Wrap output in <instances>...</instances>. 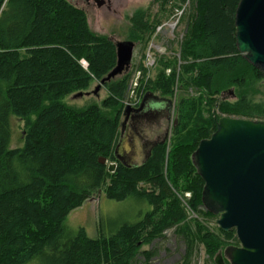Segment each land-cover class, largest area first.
<instances>
[{
  "label": "trees",
  "instance_id": "obj_1",
  "mask_svg": "<svg viewBox=\"0 0 264 264\" xmlns=\"http://www.w3.org/2000/svg\"><path fill=\"white\" fill-rule=\"evenodd\" d=\"M190 1L180 52L189 60L182 67L184 85L209 95L221 115L212 112L194 127L201 99L181 98L171 134L178 142L169 151L166 141L157 143L142 163L128 165L115 154L127 75L104 84L108 96L100 105L77 109L62 102L115 66V41L95 34L84 10L68 0H0V264H149L152 252L142 246L182 223L186 239L202 244L212 262L220 249L237 243L234 230L214 233L201 224L193 230L177 193H191L194 211L202 206L203 181L191 154L223 115L264 119V105L246 98L250 82L263 75L235 46L239 0ZM128 20L129 38L146 40L151 27L144 10ZM165 63L161 59L157 79L138 92L142 97L160 91L171 102L175 68L165 75ZM228 85L241 89L235 101L213 97ZM12 116L24 121L23 145L15 148ZM100 157L115 168L109 171ZM99 190L147 208L134 222L110 226L96 238L83 227L66 231L68 214Z\"/></svg>",
  "mask_w": 264,
  "mask_h": 264
},
{
  "label": "rangeland",
  "instance_id": "obj_2",
  "mask_svg": "<svg viewBox=\"0 0 264 264\" xmlns=\"http://www.w3.org/2000/svg\"><path fill=\"white\" fill-rule=\"evenodd\" d=\"M68 1L84 10L89 27L95 34L107 36L113 41L131 40L128 36L130 25L128 17L136 10H144L147 24L151 27L144 36L146 40L142 42L134 41L135 47L128 71L115 77L113 80H120L125 75L128 76L126 92L120 100V103L125 107V102L127 98H129L128 96H130V84L132 83V80L137 82L138 86L136 91L140 92L146 87L149 80L157 79V72L159 71V68L162 67V64H159L161 59L166 62L163 71L165 75L174 72L173 69L175 68L176 82L172 87L173 92L170 96V120L168 123L162 120L159 129L150 136L151 138L149 137L154 140L158 134L160 135L158 140L162 139L161 137H163L166 127V129H168V135H166L167 138L165 140L166 151H169V149L178 142V138L171 134H173L172 126L175 124L177 104L181 98H198V101L201 99L198 110H196V114L191 124L194 127L199 125L198 123L203 122L202 119H207L212 112H214L215 115H221L215 105L211 106V102H209L211 97L209 95L197 91L194 88L185 87L184 85L185 74L182 76V67L188 64L189 60L182 59L180 52L193 9L192 1L111 0L110 8L106 6L98 7L93 4L87 6L82 0ZM177 10L179 11V14L177 13ZM174 20H176V22H174ZM163 23H168L170 26L165 27L162 31H156V27ZM148 49L153 53L152 56L155 58L153 66L149 67V69L148 67L144 68L143 66L145 65V53ZM137 70L141 71L138 78L135 75ZM97 83L98 81L93 80L85 90L81 91L88 92V95L83 94L80 97H73L72 95L77 93L75 92L64 97L62 102L67 106L77 109L84 108L91 104L100 105L102 100L108 96V91L103 85L97 93H93L92 91ZM250 85L251 88L246 98L254 104L261 103L264 105V76L261 79L251 81ZM228 90L232 91V95L227 92ZM239 91H241V89L238 90L236 85H228L213 97L218 101L220 99H225L233 102L236 100ZM155 94L160 96L161 93L160 91H155ZM11 120L12 135L10 148L20 147L23 145L22 137L24 133V121L14 116H12ZM150 130L151 129H146L144 132L149 133L151 132ZM120 132L121 130L119 133ZM144 158L145 152L143 153L140 151L138 156L134 155L131 158L128 165L140 164ZM109 163L112 162H105L107 166ZM140 187L146 191L150 189L148 184L141 183ZM177 196L187 214L185 222L188 223L193 230L195 224H201L209 231L214 233L218 232L219 226L216 224L218 215H213L212 217L205 215V209L203 206H198L194 211L188 202L191 197L190 192H184L182 194L177 193ZM146 208L147 206L145 204L137 205V203L131 199H125L122 201L109 199L101 190H99L85 200L80 207L75 208L68 214L65 221V229L69 233H73L78 227H83L89 237L96 238L102 235L103 230L110 226L116 227L125 222H134L141 214H138V212L140 210L143 212ZM181 225L167 229L163 232L161 237L153 240L149 245L142 246V250L152 252V256L148 261L149 264H180L184 261L187 264L214 263V259L212 262L207 257L202 244L195 240L188 241L186 239L180 229ZM230 245L238 246L239 242L238 240L237 243L233 241ZM225 247L220 249V251L222 252ZM223 262L226 264L227 260L223 258Z\"/></svg>",
  "mask_w": 264,
  "mask_h": 264
},
{
  "label": "water",
  "instance_id": "obj_3",
  "mask_svg": "<svg viewBox=\"0 0 264 264\" xmlns=\"http://www.w3.org/2000/svg\"><path fill=\"white\" fill-rule=\"evenodd\" d=\"M98 6L103 0H94ZM235 45L247 62L264 76V0H239L234 13ZM115 66L93 89L128 71L135 47L132 40L115 41ZM232 95V91H227ZM88 92H77L80 97ZM166 100L146 92L138 108L126 105L124 122L130 113L142 109L147 97ZM168 101V100H167ZM170 103V101H168ZM116 159L120 160L118 147ZM192 164L203 181L201 203L205 211L218 215L223 231L234 230L238 246L218 251L215 264H264V120L222 116L209 137L201 139L191 154ZM99 162L105 164L103 157ZM115 162L109 163L112 171Z\"/></svg>",
  "mask_w": 264,
  "mask_h": 264
},
{
  "label": "flooded vegetation",
  "instance_id": "obj_4",
  "mask_svg": "<svg viewBox=\"0 0 264 264\" xmlns=\"http://www.w3.org/2000/svg\"><path fill=\"white\" fill-rule=\"evenodd\" d=\"M88 6L90 4L98 6L94 0H82ZM104 3L98 7L106 6L110 8L111 0H103ZM156 95V94H154ZM158 96V95H157ZM161 97V96H158ZM143 97L141 96L138 108L142 103ZM170 104L167 100H155L152 97H147L143 103L142 109L130 113L127 120L124 122L122 114V121L120 123L121 132L118 136L117 147L120 153V160L122 163L129 164L131 158L135 155L138 156L139 152H145L144 160L149 156L150 150L157 143H162L166 140L168 129L164 130L162 139L158 140L160 135H156V139H150L151 135L156 132L160 127V122L163 120L169 122ZM146 129H151L149 133H145ZM150 137V138H149ZM147 148V149H146ZM143 160V161H144ZM142 161V162H143Z\"/></svg>",
  "mask_w": 264,
  "mask_h": 264
},
{
  "label": "built area",
  "instance_id": "obj_5",
  "mask_svg": "<svg viewBox=\"0 0 264 264\" xmlns=\"http://www.w3.org/2000/svg\"><path fill=\"white\" fill-rule=\"evenodd\" d=\"M177 13L179 14L178 10H177ZM174 22H176V20H174ZM167 26H170V24L163 23L161 25H158L156 27V31H162ZM172 27H173V25H172ZM145 54H146L145 55V65H143V66H144V68L148 67V69H149V67L153 66L155 58L152 56L153 53L151 51H149V49L146 51ZM80 63L84 67H86V65H87V63L84 60H81ZM140 72H141L140 70H137V72L135 74L137 76V78H138ZM137 86H138L137 82L132 80V83L130 84V89H131L130 96H128L129 98H127L125 105H130L131 107H137V105L139 104L142 93H138L136 91Z\"/></svg>",
  "mask_w": 264,
  "mask_h": 264
}]
</instances>
